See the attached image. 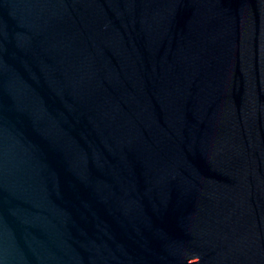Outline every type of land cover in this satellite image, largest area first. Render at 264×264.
Returning a JSON list of instances; mask_svg holds the SVG:
<instances>
[{
  "label": "water",
  "instance_id": "obj_1",
  "mask_svg": "<svg viewBox=\"0 0 264 264\" xmlns=\"http://www.w3.org/2000/svg\"><path fill=\"white\" fill-rule=\"evenodd\" d=\"M0 264H264V0H0Z\"/></svg>",
  "mask_w": 264,
  "mask_h": 264
}]
</instances>
